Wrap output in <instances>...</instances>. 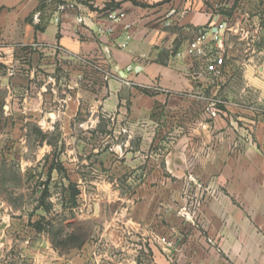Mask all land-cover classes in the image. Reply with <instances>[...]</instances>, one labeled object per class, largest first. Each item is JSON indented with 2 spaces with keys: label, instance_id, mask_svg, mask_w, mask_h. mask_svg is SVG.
Segmentation results:
<instances>
[{
  "label": "crops",
  "instance_id": "obj_1",
  "mask_svg": "<svg viewBox=\"0 0 264 264\" xmlns=\"http://www.w3.org/2000/svg\"><path fill=\"white\" fill-rule=\"evenodd\" d=\"M111 11L126 18L112 22ZM199 30L207 32L205 53L224 56L220 74L187 55ZM232 32L237 53L227 41ZM263 32L264 0H0V239L25 218L33 222L16 212L24 188L49 189L37 180L59 172L69 186L71 175L87 169L83 137L71 128L108 118L119 131L106 137L116 144L115 159L134 156V142L190 144L168 156L204 162L194 172L204 208L189 221L184 208L173 217L165 204L132 201L125 228L101 235L112 256L29 264H137L135 256L145 254L169 264L167 254L180 252L197 256V264H264ZM137 127L150 133L136 137ZM26 175L34 184L23 182ZM161 186L168 184H138ZM168 235L195 246L168 250L161 241Z\"/></svg>",
  "mask_w": 264,
  "mask_h": 264
},
{
  "label": "rangeland",
  "instance_id": "obj_2",
  "mask_svg": "<svg viewBox=\"0 0 264 264\" xmlns=\"http://www.w3.org/2000/svg\"><path fill=\"white\" fill-rule=\"evenodd\" d=\"M227 38V41L233 43V48L237 53L238 33L232 32ZM261 49L264 54V47ZM59 129L54 128L52 135H57ZM44 130L46 131L47 128ZM118 132L108 118L100 119L98 126L71 128L72 135L83 137L81 146L85 151L87 169H84L80 176L71 175L69 186L66 174L64 176L59 172L50 178L45 176L43 180L41 178L37 180L41 183L48 181L49 189L47 186L38 191L24 188L22 197L16 198V212L32 217L33 222L39 221L44 216L46 219L44 224L47 221L52 223L42 233H37L30 227L26 218L22 223H17L16 233H12L8 239H0V264L63 263L84 260L102 262L99 257L101 253L103 255L107 253L109 255L107 257L112 254L110 249L101 247L104 242V240L101 242V235L112 229L123 230L125 228L127 208L132 201L145 199L149 200L151 205L152 203L155 206L165 204L170 210L169 215L173 217L177 212L182 213L184 208L185 220L189 221L201 213L204 207L194 190V186L201 182L196 179L194 172L202 167L204 162L200 161L201 164H199L195 158L177 159L168 156L170 151L174 155V151L178 148H187L190 144L134 142L129 146L133 148L134 156L115 159L111 157L110 149L116 144L111 143L106 137ZM148 133L150 130L145 127L134 129L136 137ZM73 145L72 143V147ZM94 165L101 166V173L99 171L95 173L90 169L94 168ZM112 166H115L118 174H112ZM182 171L184 172L180 175ZM35 181L33 175H26L23 179L26 184H34ZM144 181L152 184L166 183L168 187L161 186L155 190L139 189L138 184ZM79 182L80 188L77 187ZM72 186H76L74 188L80 191L76 206L71 201ZM180 186L183 187L181 191L175 190ZM44 190H49L48 197L43 200L46 205H52L49 211H45L46 205L41 206V196ZM181 195L183 207L180 205ZM72 232H76L81 237L85 236L90 247L80 251L77 247L69 248L60 245ZM161 241L168 250L178 244L191 248L195 246L194 240L190 238H187L183 244L181 241L175 242L169 235ZM95 244H97L96 247ZM116 255V260H131L129 256ZM167 255L169 264L198 263L197 256L181 252L177 255ZM205 258L206 256H203L202 259ZM134 261L137 264H155L153 257L147 254L135 256Z\"/></svg>",
  "mask_w": 264,
  "mask_h": 264
},
{
  "label": "built area",
  "instance_id": "obj_3",
  "mask_svg": "<svg viewBox=\"0 0 264 264\" xmlns=\"http://www.w3.org/2000/svg\"><path fill=\"white\" fill-rule=\"evenodd\" d=\"M60 9H64V6H61ZM126 18V15L122 12L117 11H111L108 13V19L112 22L120 23ZM59 20V19H57ZM78 21H82V19H78ZM223 25L219 27L220 30H223ZM126 29L130 28V25L125 26ZM207 38V32H204L203 30H199L197 38L192 44L191 47L187 49V55L191 57H203L206 60V71L212 74H220L224 67V56L220 53L212 52L211 54L205 53V41ZM130 40V36L126 34L123 37L122 42L120 43L121 48H126L128 45V41ZM215 41L219 42V37L215 36ZM181 54L178 53L177 56H180ZM128 71H131L133 68L129 66Z\"/></svg>",
  "mask_w": 264,
  "mask_h": 264
},
{
  "label": "trees",
  "instance_id": "obj_4",
  "mask_svg": "<svg viewBox=\"0 0 264 264\" xmlns=\"http://www.w3.org/2000/svg\"><path fill=\"white\" fill-rule=\"evenodd\" d=\"M50 178V176H49ZM48 183V181H47ZM76 186H72V196H71V201L72 204L74 206L77 205V197L80 194V191L77 188H74ZM48 191L49 190H44L42 192V204L41 206L46 205L43 200L48 197ZM52 208V205H46V210L45 211H49ZM46 219L45 217H41V219L37 222H28L29 226L32 227L37 233H42L43 231H45V229L47 227L51 226V221H47L46 224H44L43 222H45ZM86 242L85 236L81 237L79 236L76 232H72L71 234H68L67 237L65 238V240H63L61 242L60 245L62 246H67L69 248H80L82 245H84V243Z\"/></svg>",
  "mask_w": 264,
  "mask_h": 264
},
{
  "label": "water",
  "instance_id": "obj_5",
  "mask_svg": "<svg viewBox=\"0 0 264 264\" xmlns=\"http://www.w3.org/2000/svg\"><path fill=\"white\" fill-rule=\"evenodd\" d=\"M217 30H215V32H216Z\"/></svg>",
  "mask_w": 264,
  "mask_h": 264
}]
</instances>
